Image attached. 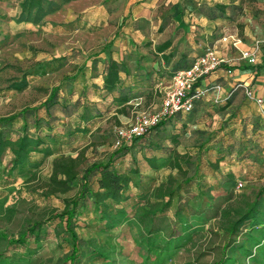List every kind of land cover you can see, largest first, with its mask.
Wrapping results in <instances>:
<instances>
[{
    "label": "rangeland",
    "instance_id": "1",
    "mask_svg": "<svg viewBox=\"0 0 264 264\" xmlns=\"http://www.w3.org/2000/svg\"><path fill=\"white\" fill-rule=\"evenodd\" d=\"M24 1L0 0V264H61L69 237L51 214L78 192L86 167L108 160L131 178L127 201L110 206L113 213L122 207L126 220L109 228L91 199L80 202L75 232L82 253L75 264H103L92 250L108 256L105 264H264V243H246L251 259L240 249L253 210L264 212V110L246 94L250 86L226 73L234 65L209 76V87L219 90L210 89L191 113L117 144L119 129L159 112L172 72L215 42L222 27L243 37L247 25L263 39L264 0H136L141 5L126 16L124 0H71L39 22L18 21ZM43 1L45 9L61 0ZM138 10L143 16L132 21ZM201 17L222 25L204 33ZM151 39L169 41L171 49L145 56L131 47L119 59L123 89L97 92L115 43L132 40L146 49ZM189 42L192 51L184 48ZM157 58L164 63L156 66ZM251 68H264V53ZM24 135L41 143L12 169ZM45 147L50 154L40 151ZM80 151L84 161L71 190L48 195L54 159ZM88 182L92 188L95 174Z\"/></svg>",
    "mask_w": 264,
    "mask_h": 264
},
{
    "label": "trees",
    "instance_id": "2",
    "mask_svg": "<svg viewBox=\"0 0 264 264\" xmlns=\"http://www.w3.org/2000/svg\"><path fill=\"white\" fill-rule=\"evenodd\" d=\"M71 0H61L59 4H52L51 1L46 2L47 6L43 9V0H25L22 4V10L18 16V21H29L39 22L53 11L59 8V5L70 2ZM31 11H34L31 16ZM212 18V17H211ZM170 42L166 41L158 47L159 51L162 52L170 47ZM120 71V65L115 61H110L105 68V79L103 88L105 92L111 93L114 91L116 85L119 83L118 73ZM55 97V91H53L49 98L53 100ZM114 97V96H113ZM116 98V97H115ZM205 98V97H204ZM202 98V99H204ZM194 102V106L197 102ZM124 101V99L120 100ZM194 106L191 112L194 109ZM189 112V113H191ZM188 113V114H189ZM183 114H176L170 118H166L158 122L153 127L149 128L147 132L139 138L131 140L132 142L144 139L150 132L162 128L167 122L174 120L176 117ZM130 141V142H131ZM40 139L29 137L24 135L18 141V148L16 150V159L13 161L12 169L18 167L23 163L24 157L28 152L38 149L40 145ZM1 146V145H0ZM28 147L30 150L25 151L24 147ZM40 151L50 154V150L47 147ZM84 161L83 152L80 151L75 157L72 156H60L54 159L52 164L51 174L47 183L46 193L48 195L65 194L71 190L70 184L79 178V168ZM95 174L94 186L90 188L88 177ZM231 175H227L224 187L227 189L231 185ZM131 178L128 173L118 172L111 167L110 160L105 163H93L84 169V176L82 178V184L78 192L69 199L65 200L63 209L60 212L51 214V219H58L63 230L69 237L70 252L64 257L61 264H75L76 259L81 255V251L78 247V236L75 232V219L77 217L79 207H83L80 202H84L86 199H91L92 203L98 209L100 219L103 221L105 226L114 227L120 222L119 218L122 217L126 220V212L121 207L120 210L112 212L111 205H120L127 201V190L130 184ZM87 202H84V205ZM253 220L248 225V238L242 240L240 249L244 252L246 258L251 259V248L246 246V243H251V247L262 246L264 243V237L260 232L264 231V212L262 210H253ZM122 220V219H121ZM91 256L94 259H99L103 264L108 261V256L102 252L92 250ZM2 256L0 255V261ZM222 264H236L235 260L223 261Z\"/></svg>",
    "mask_w": 264,
    "mask_h": 264
},
{
    "label": "built area",
    "instance_id": "3",
    "mask_svg": "<svg viewBox=\"0 0 264 264\" xmlns=\"http://www.w3.org/2000/svg\"><path fill=\"white\" fill-rule=\"evenodd\" d=\"M219 42L228 44L237 50L240 60L245 65H257L260 42H254L251 48H241V39L231 34L222 36L217 43ZM217 43L205 46L202 53L187 67L176 70L173 73L168 86L161 96L159 112L149 118L145 116L139 118L127 130L119 129L117 131V144L119 140L128 144L131 140L141 137L149 128L163 119L170 118L176 114H188L191 112L194 102L204 98L210 89L219 90L218 85H213L212 88L202 84L203 80L208 78L213 72L229 65V61L218 54ZM226 73L230 74L231 70L227 69ZM245 92L249 97L255 98L251 90L246 88ZM254 100L259 106L264 105L262 98H255ZM241 186L242 184L239 182L236 188L239 189Z\"/></svg>",
    "mask_w": 264,
    "mask_h": 264
},
{
    "label": "crops",
    "instance_id": "4",
    "mask_svg": "<svg viewBox=\"0 0 264 264\" xmlns=\"http://www.w3.org/2000/svg\"><path fill=\"white\" fill-rule=\"evenodd\" d=\"M124 2H125L126 11L124 12L123 16H126L129 13H132L133 10H134V7H137V6L139 7L141 5V3L140 4L136 3L137 2L136 0H124ZM134 3L137 4V5H134ZM148 5L149 4L146 3V6H143L142 9H139V10H144L146 7H148ZM139 10H138L137 14H135L134 16L132 15V17L130 16L132 18V21H135L137 18H140V17L143 16L142 14L139 13ZM201 18H202V20H205V22H206V24H205L206 26L204 27V31H202L204 33H208V31H212L215 26H221L222 25V23L220 21H217V20H219V18L218 19H214V20L208 19L206 17H201ZM258 29H259L260 33H262L263 36H264V29H261V26H258ZM116 32H118V31H116ZM230 34L234 35V36H237L238 38L241 39V41H242V45H240L241 48H243V47L251 48V47H253V44L256 41L261 43L260 44V49L258 51V63H257V65H258L260 63V61L262 59V56H263V53H264V50H263L264 38L260 40V38H259L260 35L259 34L257 35L255 32H253L247 25H245V27H244L243 37H240L236 32H229V29L227 27H225V26L222 27L221 36L215 42H212L210 44L209 43L205 44L201 48V53H202V51H203L205 46L217 43L222 36L230 35ZM135 35H136L137 39L138 38H140V39L144 38V35H143V33L141 31L136 30L135 31ZM151 41H152V44L150 45V47H148L146 49L144 48V46L143 47L141 46L139 48L138 45H135V46L132 45V40L129 41V44H128V40H127L122 45V47H120L121 44H119V42L115 43L114 44L115 45L114 46L115 47L114 48V53H112V55H109L108 62L106 64H104L102 66V68H100V73H99L100 74V86L97 88V92H99V93L105 92V90L103 88V83H104V79H105V68H106V65L110 61H115V62H117L120 65L119 59L121 60L123 55H124V57H125V55H128V53H130L132 51L131 47H134L137 51H139L140 55H145V56H149V53H151L150 52L151 50L157 56H161V55L166 54L167 51H169L171 49V45H170V47L168 49L160 52L158 47L161 46L164 42H162L161 44H158L153 39H151ZM193 45H194V47H193ZM200 45L201 44H199V46ZM217 47H218V50H217L218 54L221 57H223L226 60H228L229 61V65L232 64L235 67L234 69L231 70V73H230V74L234 75L233 78H232L234 83L240 84L244 88L250 86V90L252 91L254 97L255 98H262L264 100V68H259L258 70L255 69V71H254L251 67H255L256 65L255 66H247V65H245L240 60L238 51L235 50L234 48L230 47L228 44L219 42V43H217ZM184 48L187 49L188 51H192L191 48H196V46H195V44L189 42V45L185 46ZM180 53H183V52H180ZM198 56H196V57H198ZM181 57L182 56L180 54L179 56L176 57V59L174 58V59L171 60L170 58H168L167 61L171 60L172 64H175L181 59ZM195 58H193L188 63V65ZM145 59H147V58H145ZM156 60H157L156 61V66H160L161 62L164 63V61H162L160 58H157ZM187 66H185V67H187ZM179 69H182V68H179ZM179 69H176V70H179ZM176 70H174L172 72V75H173V73ZM128 72H129V70H128ZM125 77H126L125 68H123L120 65V71L118 73L119 83L116 85V87H115V89H114V91L112 93H114L115 91H118L119 89H123L122 80H124ZM202 84L205 85V86H210L209 77L206 78L205 80H203ZM119 86H120V88H119ZM114 97H117L116 94L114 95ZM260 108L262 110H264V105L260 106Z\"/></svg>",
    "mask_w": 264,
    "mask_h": 264
}]
</instances>
